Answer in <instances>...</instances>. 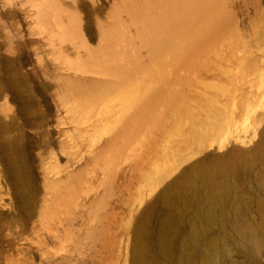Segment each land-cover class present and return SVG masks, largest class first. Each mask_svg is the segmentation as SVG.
Instances as JSON below:
<instances>
[{
	"label": "rangeland",
	"instance_id": "374dc122",
	"mask_svg": "<svg viewBox=\"0 0 264 264\" xmlns=\"http://www.w3.org/2000/svg\"><path fill=\"white\" fill-rule=\"evenodd\" d=\"M117 1L85 0L80 13H98L106 25ZM35 2L0 0V264L247 263L242 230L264 223V0L225 1L234 23L216 52L214 45L208 51L216 73L189 74L195 85L185 101L167 102L185 77L176 73L177 81L169 66L149 83L142 73H120L149 92L148 105L126 104L129 121L106 120L86 140L80 130L111 106L94 111L75 93L87 78L111 76L81 73L74 53L52 52L32 23ZM92 26L84 33L96 48ZM131 47L119 41V50ZM114 129L124 133L106 143ZM47 177L59 178L58 186L46 187ZM23 190L32 206L23 205ZM40 215L39 226L20 234V219ZM165 228L175 238L169 256L157 245Z\"/></svg>",
	"mask_w": 264,
	"mask_h": 264
},
{
	"label": "bare ground",
	"instance_id": "6f19581e",
	"mask_svg": "<svg viewBox=\"0 0 264 264\" xmlns=\"http://www.w3.org/2000/svg\"><path fill=\"white\" fill-rule=\"evenodd\" d=\"M84 1L36 0L33 4L34 11L30 15L32 23L38 29V33L47 37V44L52 52H69V54L71 52V55L74 53L80 58L77 70H80L81 73H101L111 76V78L97 79L90 77L87 78L89 83L78 86V91L75 94L79 98L84 97L81 100H86L88 105H92L94 111L102 109L103 106H111L110 110H105L102 114L98 111L95 114L94 120H91L90 128L87 127L80 130L83 140L88 139L89 137L87 136H92L103 130L106 120L116 122L119 119H123L125 122L129 121L131 115L124 113L123 109L126 104L142 102L144 105H148L150 100L148 99L149 92L135 87L120 73H142L144 79L149 83L155 73L157 75L158 73H167L165 72V67L169 66L170 71L168 73H174L172 76L176 77L177 81L180 80L176 73H184L185 77L183 78L184 85L180 88L181 93L180 89L170 93L171 95L167 102L170 105L172 102L174 105V102L176 103L178 100L180 102L185 101L184 91L188 92L195 85V82L189 81V74H194L193 80H195L201 73H216V68L208 62V51H212L211 47L213 45V50L216 48L215 45H222L224 39H226V32H228L231 24L234 23L233 21L230 24L228 21L231 16L225 8L226 0H118L111 6L113 13L107 16L108 24L106 25L99 22L98 13V15L95 14L96 16L93 14V17H89L88 12V14L85 12L88 16L80 13L82 11H80V6L82 7ZM96 8H94V11H96ZM83 10L85 11V9ZM226 13L229 15L228 18H226L228 16ZM227 23L230 25H227ZM89 24L91 26L94 24L97 27L100 41L96 48L87 44L84 30ZM131 31L133 34L129 35L128 32ZM135 39H139L137 46L134 45ZM120 40H128L132 47L129 50H119L118 44ZM208 48H211V50H208ZM143 49L146 50L145 58L139 57ZM214 51L212 53L216 52ZM212 53L211 55H213ZM62 70L68 73L69 68L62 65ZM166 80L168 82L172 81L169 77ZM73 94L72 97L74 96ZM181 106L183 107V105ZM184 106L181 109L182 111H179L182 113L184 111L183 115L186 117L189 111L185 104ZM170 109L172 110V108ZM231 121L234 122L233 119ZM220 129L217 131L219 132ZM112 132V136L106 138V143H116L118 137L124 133V130L114 129ZM127 134H133V131ZM181 150L172 156L165 170H168L178 162L182 156ZM93 155L95 159L96 154L93 153ZM195 167L197 169L200 168V166ZM207 175L205 173L204 175L202 174V180L208 181ZM162 176L163 173L160 171L157 174V180ZM47 178L46 187L53 188L58 186L59 178ZM22 192L23 205L32 206V203H34L33 197L29 196L26 190ZM161 197L164 199L165 195L163 194ZM32 215L33 212L29 211L27 216L31 219ZM41 217L42 215L37 219L38 223L37 221L30 223L26 222L25 219H20V234L24 231L27 224H30V229H35L37 225L39 226ZM50 228L51 226H48L47 229ZM59 228L56 226V230ZM66 229L64 228L63 230ZM163 230L161 232L162 235H159L157 245L162 256H169L170 242L172 240L170 238H174V234L168 237L167 229L165 228L166 232ZM242 235V240L244 241L242 253L247 255L248 258L247 263L242 262L241 264H259L257 262V253L264 255V223H261L258 227L250 225L246 227L245 225ZM56 236V234L53 235V237ZM171 245L173 244L171 243ZM22 250L23 248L20 247V251ZM25 250L28 251V249ZM188 250L189 248L187 252ZM207 250L212 255L216 250V246L210 244L206 247Z\"/></svg>",
	"mask_w": 264,
	"mask_h": 264
}]
</instances>
